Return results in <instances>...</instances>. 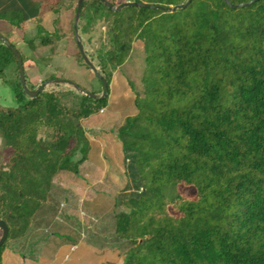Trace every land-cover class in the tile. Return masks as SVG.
I'll return each mask as SVG.
<instances>
[{
	"label": "trees",
	"instance_id": "16d2710c",
	"mask_svg": "<svg viewBox=\"0 0 264 264\" xmlns=\"http://www.w3.org/2000/svg\"><path fill=\"white\" fill-rule=\"evenodd\" d=\"M70 1L74 58L86 67L73 34L78 0ZM105 1L151 7L114 12L83 0L80 12L81 34L104 28L95 57L108 89L115 72L132 70L123 79L130 114L109 110V95L97 101L70 90L28 100L16 58L0 42V81L14 100L0 106V221L8 230L0 264L7 244L33 228L56 184L65 176L81 180L93 139L111 146L131 184L114 198L122 208L112 215L121 264H264V0L242 8L223 0ZM63 3L42 0L36 12L59 14ZM27 19L20 10L0 12L20 32ZM0 35L24 62L8 34ZM61 36L37 24L35 37L22 43L38 41L53 54ZM61 76L43 82L83 89Z\"/></svg>",
	"mask_w": 264,
	"mask_h": 264
},
{
	"label": "crops",
	"instance_id": "0c3cea01",
	"mask_svg": "<svg viewBox=\"0 0 264 264\" xmlns=\"http://www.w3.org/2000/svg\"><path fill=\"white\" fill-rule=\"evenodd\" d=\"M40 2L42 0H0V12L20 10L28 14L29 19L19 33L31 34L32 39L37 24L48 33L54 29L63 31L68 23L67 14L72 9L71 1H64L58 15L49 10H42L38 15L36 6ZM0 31L15 37L17 48L24 44L18 41V30L1 20ZM38 43L28 44V49L24 44L31 52L28 59L37 62H32L24 70L30 85L52 73L50 64L37 58L45 56L35 53ZM0 100L5 99L0 95ZM125 168L121 159L114 157L112 152H106L103 141H93L86 162L79 167L81 180L65 176L56 184L49 195L48 205L33 218V228L24 238L7 244L1 264H121L122 258L112 241V215L117 211L114 198L118 191H131ZM81 234L85 235L83 240L80 239ZM73 247L75 250L71 252Z\"/></svg>",
	"mask_w": 264,
	"mask_h": 264
},
{
	"label": "rangeland",
	"instance_id": "374dc122",
	"mask_svg": "<svg viewBox=\"0 0 264 264\" xmlns=\"http://www.w3.org/2000/svg\"><path fill=\"white\" fill-rule=\"evenodd\" d=\"M65 1V0H64ZM124 1V0H120ZM72 9H70L69 14H67L68 17V23L65 27L63 32L61 29H58L61 33V38L56 40L53 44L54 51L53 54H50V48L41 45L38 43L35 47V53L38 55H44V57L48 56V62L50 64V72L51 74H57L62 75L61 77L65 80H72L74 83L80 85L83 89H85L88 92L94 93L96 96H100L102 93V86L99 80L90 72V70L87 67H83L76 63L75 61V45L73 40H71V14ZM58 15V14H57ZM82 22H78V36L81 39V43L83 45V49L85 51V54L88 58V60L97 68L98 72H100V69L98 67L97 59L95 51L97 50L100 41L102 40V37L100 39L98 35V31L104 32V28L102 26H97L95 29L91 30V33L87 35L81 34L79 32V27L82 26ZM2 33H5L3 31H0ZM6 34V33H5ZM19 39L18 41L21 42L22 39L29 40L32 39L31 34L24 35V33H19ZM23 37V38H21ZM8 39L12 42H16V38L13 37L11 34H8ZM25 47L28 49V44L24 43ZM23 45L19 46V51L22 53L25 57V60L23 62L24 70L26 71L32 64V62L37 63L35 60H29L28 55H31L30 51H28ZM17 46V45H16ZM52 58V60H51ZM75 62V66L74 63ZM48 64V65H49ZM84 64V63H83ZM132 70L130 67H123L119 71L114 73V77L111 83V86L109 88L108 93V101H109V110H115V111H121L124 114H130L131 110L133 111V102L132 97L130 95L129 90L126 88V85L124 83V77H127L130 75ZM29 73V72H28ZM51 74H46V77H43L42 80L34 83L33 85H30L33 89L27 87L31 90H34L38 88L43 81L49 77ZM8 76V74H6ZM10 76V74H9ZM73 91L76 92L71 86L67 85H48L46 88V92H56V91ZM0 95L5 99L4 101L0 100V106L2 107H13L14 106V100L11 94V91L7 86L0 81ZM84 127L88 128L87 122L84 123ZM48 135L41 132L40 137L46 138ZM95 141V139H93ZM105 150L106 152H111L112 148L111 146H108V144H105ZM115 153V152H113ZM2 161V151H1V144H0V162ZM122 208L117 207V212H121ZM108 248H112L113 246H107Z\"/></svg>",
	"mask_w": 264,
	"mask_h": 264
},
{
	"label": "water",
	"instance_id": "95a60500",
	"mask_svg": "<svg viewBox=\"0 0 264 264\" xmlns=\"http://www.w3.org/2000/svg\"><path fill=\"white\" fill-rule=\"evenodd\" d=\"M101 2V4H103L106 8L111 9L114 12H119L122 9L128 8V7H140V8H151V7H147L145 5L142 4H135V3H124L122 5H120L119 7L115 8L112 5L108 4L105 0H99ZM190 1V0H189ZM226 4H228L231 8H242V7H249L251 4L257 2L258 0H254L251 3L245 5V6H232L229 4L228 0H223ZM82 3L83 0H78L77 2V6H76V11H75V15H74V21H73V34L75 37V42H76V46L78 48V52L80 54V56L82 57L83 63L84 65L90 70V72L99 80V82L101 83L102 86V93L100 96H96L95 94L88 92L86 90H83L81 88H79L78 86H76L75 84H71L70 82L67 81H63V80H50V81H46L43 82L38 88L31 90L26 86V79H25V72H24V67H23V62H22V58L20 57V54L17 52V50H15L13 47H11L7 41L4 40V38L0 35V42L3 43V45L8 48L12 54L15 56L16 61H17V66H18V77H19V81H20V85H21V89H22V93L24 95L25 98H27L28 100H32L35 97H37L39 94H42L44 92H46V88L48 85L54 84V85H67V86H71L75 91H79L82 92L83 95L93 99V100H97V101H101L103 99H105L108 96L109 93V89H108V84L106 79L98 72L97 68H95V66L88 60L85 51L83 49V45L81 43V39L78 36V22H79V18H80V12H81V8H82ZM186 7L185 4L183 5H179L176 6L175 8H168L165 9V11H172V10H180V9H184ZM156 10H159V7H155ZM0 230L2 232L1 238H0V247L5 243L7 235H8V230L6 228V226L3 224L2 221H0Z\"/></svg>",
	"mask_w": 264,
	"mask_h": 264
},
{
	"label": "built area",
	"instance_id": "2783aa9c",
	"mask_svg": "<svg viewBox=\"0 0 264 264\" xmlns=\"http://www.w3.org/2000/svg\"><path fill=\"white\" fill-rule=\"evenodd\" d=\"M84 238H85V235H84V234H81L80 239L83 240ZM74 250H75V248L73 247V248H71L70 251L72 252V251H74ZM67 259H68V258H67Z\"/></svg>",
	"mask_w": 264,
	"mask_h": 264
}]
</instances>
